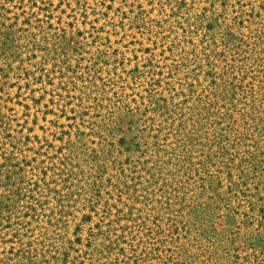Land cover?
Returning a JSON list of instances; mask_svg holds the SVG:
<instances>
[{
    "label": "rangeland",
    "instance_id": "rangeland-1",
    "mask_svg": "<svg viewBox=\"0 0 264 264\" xmlns=\"http://www.w3.org/2000/svg\"><path fill=\"white\" fill-rule=\"evenodd\" d=\"M0 264H264V0H0Z\"/></svg>",
    "mask_w": 264,
    "mask_h": 264
}]
</instances>
